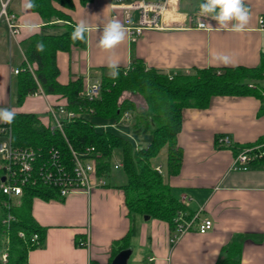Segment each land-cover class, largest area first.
Here are the masks:
<instances>
[{
	"label": "crops",
	"instance_id": "0c3cea01",
	"mask_svg": "<svg viewBox=\"0 0 264 264\" xmlns=\"http://www.w3.org/2000/svg\"><path fill=\"white\" fill-rule=\"evenodd\" d=\"M74 3L69 12L73 24L83 20L90 30L85 49L73 46L57 53L58 82L63 85L80 78L84 84L90 78L102 79L111 72L110 61L117 63V71L141 62L147 69L173 76L208 68H254L261 64L264 54V0H244L250 20L243 32L231 30L235 21L219 30L210 16H201V3L183 0L182 28L146 30L135 43L129 41L125 30V39L112 49L101 47L100 36L113 20L124 25L122 13L113 12L111 0ZM201 22L206 24L205 29L197 27ZM20 23L23 29L17 40L11 38L6 27L0 28V109L35 114L47 123L48 109L66 103V99L29 95L22 105L16 103L18 75L14 71L27 61L22 43L38 33L44 21L32 11L21 17ZM25 26L35 28L27 30ZM220 55H228L231 62L225 65L217 59ZM261 86L264 95V82ZM89 121L137 147H146L152 141L151 135L123 132L112 120L92 117ZM220 135L230 136L235 146L256 145L264 137V100L253 95L215 96L207 108L183 110L182 129L177 136L182 164L175 175H168L163 167L162 173L174 196L181 202L183 198L189 200L187 213L210 218L214 227L206 234L193 229L172 245V229L167 222L138 218L128 264L131 258L133 264H264V160L248 170L234 169L232 149L216 144ZM167 150L165 147L161 154ZM123 180L115 169L107 179L108 185L96 187L90 194L74 193L63 200L34 198L32 217L45 231V238L38 248L29 251L28 264H112L114 244L131 229L125 192L117 187ZM86 235L90 241L87 248L78 245ZM135 241L136 247L132 245Z\"/></svg>",
	"mask_w": 264,
	"mask_h": 264
},
{
	"label": "trees",
	"instance_id": "16d2710c",
	"mask_svg": "<svg viewBox=\"0 0 264 264\" xmlns=\"http://www.w3.org/2000/svg\"><path fill=\"white\" fill-rule=\"evenodd\" d=\"M78 1L81 5H87L93 0ZM31 2L34 4L31 10L43 19L44 25L38 33L22 43L26 60L35 64L36 70L35 75L27 69L18 74L17 105H22L32 93L42 90L46 95H58L66 99L69 110L79 113L81 108L92 109L94 117L118 123L119 129L125 133L152 136L148 146L136 147L128 139L113 132L98 131L95 124L86 119L77 118L66 123V138L60 132L52 133L46 129L35 114L16 113L13 120V138L17 145H55L66 157L70 155L69 144L77 152L94 147L98 158V175L108 180L112 178L115 170V152L121 151L120 172L124 180L116 186L125 192L131 229L124 239L114 244V259L121 251L130 248L131 240L137 234L138 218L149 216L167 222L173 230L174 219L178 213L187 212V208L174 196L163 173L156 170V161L165 147L168 149V175L177 174L181 167L183 151L177 145V136L182 129L183 110L207 108L215 96L253 95L264 100L261 91V83L264 82V54L261 64L254 68H208L173 76L157 69H147L141 62H135L126 72L118 70L116 78L110 74L103 75L100 98L88 101L81 97L84 89L83 78L65 85L58 82L57 53L69 51L73 46L81 49L87 46L86 34L83 40L74 41L71 38L75 25L69 12L75 7L74 0ZM126 92L140 94L146 102V109H140L132 100L123 98ZM127 112L133 116L131 123L120 124ZM258 144H264V137L256 145ZM243 148L245 147L233 145L226 149H232L234 155H237ZM34 198L51 200L57 196L49 188L26 189L20 204L11 209L16 220L6 229L3 219L8 211L3 203L7 198L0 192V256L4 248L1 243L3 237L9 253L6 264H28L29 251L38 248L31 242L34 234L39 235L41 244L44 242L45 231L32 217ZM20 231L26 233L28 241L19 237ZM0 264H3L1 259Z\"/></svg>",
	"mask_w": 264,
	"mask_h": 264
},
{
	"label": "built area",
	"instance_id": "2783aa9c",
	"mask_svg": "<svg viewBox=\"0 0 264 264\" xmlns=\"http://www.w3.org/2000/svg\"><path fill=\"white\" fill-rule=\"evenodd\" d=\"M199 3L204 0H196ZM12 0H0V22L4 21L11 38L17 40L22 33L23 26L18 15L10 10ZM183 0H111L113 12H121L124 18L123 27L128 33L129 41L135 43L146 30L180 29L184 26V11L180 8ZM197 27L205 29L206 24L201 22ZM35 75L36 65L25 61V66L14 71L18 75L24 70ZM128 69L124 70L126 72ZM102 80L90 78L81 93V97L88 101L100 98ZM33 96L44 95L42 90L32 93ZM94 111L92 109H80L75 112L68 109L67 102L51 106L48 109L49 121L41 122L50 132H60L65 138L64 126L77 118L90 120ZM132 118L131 113H125L120 124H127ZM119 129V124L113 122ZM113 125V126H114ZM0 136L6 141L0 143V192L6 196L3 203L7 215L3 219L6 229L16 220L11 209L20 204L26 189L49 188L56 193L57 200H63L74 193L90 194L96 187L108 185L105 177L98 175V158L94 147H87L77 152L70 144V155L66 157L62 150L55 146H20L14 142V130L12 123L0 122ZM217 146L232 148L233 141L228 135H220L216 141ZM137 147V146H136ZM264 159V144L248 146L235 155L233 168L236 170H248L251 165ZM116 170L122 168V163L114 165ZM156 170L162 173V166ZM4 178V181H2ZM182 204L187 208L189 200L183 198ZM214 227L210 218H202L200 213L189 215L180 211L174 219V228L171 233L172 245L187 232L197 229L200 234L210 232ZM19 237L27 240L26 233L19 232ZM5 240V239H4ZM31 242L39 247L41 241L39 235L34 234ZM6 243V240H5ZM90 244L86 235L78 241V245L87 248ZM1 262L6 264L9 259L7 246L3 248L0 256Z\"/></svg>",
	"mask_w": 264,
	"mask_h": 264
},
{
	"label": "clouds",
	"instance_id": "9594fccd",
	"mask_svg": "<svg viewBox=\"0 0 264 264\" xmlns=\"http://www.w3.org/2000/svg\"><path fill=\"white\" fill-rule=\"evenodd\" d=\"M26 7H34L31 0H28ZM200 14L202 17L210 16L211 19L217 22V28L224 30L232 23L231 30L234 32H243L250 20V12L244 5V0H204L199 5ZM27 30H34L35 26H25ZM90 30L87 23L81 20L74 28L71 38L75 40H83L85 34ZM125 29L116 20L111 21L102 31L99 43L104 49H112L125 39ZM42 47V46H38ZM225 65L231 62L228 55H220L217 57ZM109 68L111 69L110 75L113 78L118 76V65L116 62L110 61ZM15 113L9 109H0V121L5 123H12Z\"/></svg>",
	"mask_w": 264,
	"mask_h": 264
},
{
	"label": "rangeland",
	"instance_id": "374dc122",
	"mask_svg": "<svg viewBox=\"0 0 264 264\" xmlns=\"http://www.w3.org/2000/svg\"><path fill=\"white\" fill-rule=\"evenodd\" d=\"M1 1H6V0H1ZM28 0H12L11 2V5H10V10L14 13H16L18 15V17L20 18V22H21V17L27 15V14H30L32 13V11L30 10V8L26 7V4H27ZM0 8H1V5H0ZM58 23H67V22H63V21H57ZM7 29V26L6 24L4 23V21H1L0 22V28H5ZM255 87V86H254ZM123 98H126V99H130L132 100L136 105L137 107H139L140 109H146L147 105H146V102L144 100V98L140 95V94H136V93H130V92H126L123 96ZM94 124V123H93ZM97 126V127H96ZM95 127L99 130V131H105L103 130V128H100L98 127V123H95ZM6 141V139H3L1 136H0V143L1 142H4ZM0 158H1V154H0ZM122 160V153L120 150H117L115 152V156H114V159H113V164H117L119 163L120 161ZM156 163L160 164L163 169L165 171H167V152L164 151L162 154H160V156L158 157ZM120 172V170H118ZM121 173V172H120ZM0 177H1V173H0ZM139 227V226H137ZM2 237V236H1ZM135 238V237H134ZM1 243L3 244V246L5 247V240L4 238L2 237L1 239ZM132 245L134 247L137 246V242L135 241L134 243H132ZM137 249V248H136ZM136 249H135V252H136ZM146 257V260L148 259L147 257V254L145 255ZM148 262V261H147ZM133 258H131L130 260V264H133ZM149 264V263H147Z\"/></svg>",
	"mask_w": 264,
	"mask_h": 264
},
{
	"label": "water",
	"instance_id": "95a60500",
	"mask_svg": "<svg viewBox=\"0 0 264 264\" xmlns=\"http://www.w3.org/2000/svg\"><path fill=\"white\" fill-rule=\"evenodd\" d=\"M2 181H4V178H2ZM149 217V216H147ZM131 255V250L127 249L124 251H121L113 260L112 264H128L129 257Z\"/></svg>",
	"mask_w": 264,
	"mask_h": 264
}]
</instances>
